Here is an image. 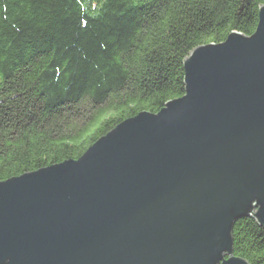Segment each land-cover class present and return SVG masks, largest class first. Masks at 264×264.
Returning a JSON list of instances; mask_svg holds the SVG:
<instances>
[{"label":"water","instance_id":"1","mask_svg":"<svg viewBox=\"0 0 264 264\" xmlns=\"http://www.w3.org/2000/svg\"><path fill=\"white\" fill-rule=\"evenodd\" d=\"M185 94L69 159L0 181V264H250L264 227V5L184 61Z\"/></svg>","mask_w":264,"mask_h":264},{"label":"trees","instance_id":"2","mask_svg":"<svg viewBox=\"0 0 264 264\" xmlns=\"http://www.w3.org/2000/svg\"><path fill=\"white\" fill-rule=\"evenodd\" d=\"M264 0H0V181L78 159L140 112L185 94L184 61ZM234 254L264 264V227L234 225Z\"/></svg>","mask_w":264,"mask_h":264}]
</instances>
